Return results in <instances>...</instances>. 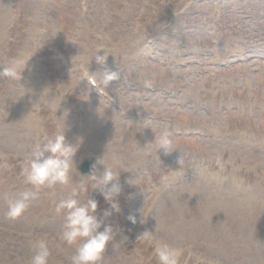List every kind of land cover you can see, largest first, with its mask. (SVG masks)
I'll return each instance as SVG.
<instances>
[{"label":"rangeland","instance_id":"374dc122","mask_svg":"<svg viewBox=\"0 0 264 264\" xmlns=\"http://www.w3.org/2000/svg\"><path fill=\"white\" fill-rule=\"evenodd\" d=\"M105 53L120 79L101 94L80 69ZM12 58L26 68L22 83L0 78V264H30L41 239L48 264H69L56 204L81 181L91 192L79 164L104 155L122 192L100 264H159L145 230L185 250L178 264H264V0H0V66ZM66 111L77 169L9 218L36 191L25 157ZM154 131L175 150L159 153Z\"/></svg>","mask_w":264,"mask_h":264},{"label":"clouds","instance_id":"9594fccd","mask_svg":"<svg viewBox=\"0 0 264 264\" xmlns=\"http://www.w3.org/2000/svg\"><path fill=\"white\" fill-rule=\"evenodd\" d=\"M94 59L101 66L96 71H90V67L84 63L81 64L80 70L83 73V78H87L101 94H105L112 82L120 79V75L118 72L104 67L107 61L106 53L104 55L97 54ZM25 68L20 67V61L17 58H12L8 63L0 66V78L22 83V74ZM65 114L66 120L63 124L57 121L55 131L51 135L45 134L41 140L34 143L25 157L26 183L32 185L36 191H24L15 199L10 200L6 213L9 218L16 219L21 216L31 202L37 198L41 188L69 184L73 165L76 166L75 157L83 144V138H78L76 142H70L67 139L68 112L66 111L61 117H64ZM152 141H155L159 153L163 150L165 154H168L175 150L172 146L171 135L167 131H162L158 136L155 133V138ZM104 156L97 159L93 165L92 174L87 177L95 181L91 192L98 189L110 204V208L103 210L102 215H98L99 201L90 195L91 192H89L86 181H81L73 187L71 194L67 198L60 199L56 204V213L63 214L62 238L69 245H77L74 254L68 258L69 264H100L109 245L112 244V247H115L119 231L107 221L113 211L117 213L121 211L120 201L117 197L122 192V186L119 183L120 174L118 175L104 162ZM98 165L104 166L102 173L99 172ZM127 183L138 185L134 176ZM139 211L142 212V209ZM127 219L133 225L138 222L137 216L133 212L128 214ZM140 238L153 240L159 264H178L185 251L162 239H156L151 230L143 231L137 239ZM126 240L127 237L123 236L120 241L125 242ZM35 249L30 264H48L49 252L46 240H39ZM201 264H213V262H205L201 258Z\"/></svg>","mask_w":264,"mask_h":264},{"label":"bare ground","instance_id":"6f19581e","mask_svg":"<svg viewBox=\"0 0 264 264\" xmlns=\"http://www.w3.org/2000/svg\"><path fill=\"white\" fill-rule=\"evenodd\" d=\"M2 13H4V11H2ZM2 13H1V14H2Z\"/></svg>","mask_w":264,"mask_h":264}]
</instances>
